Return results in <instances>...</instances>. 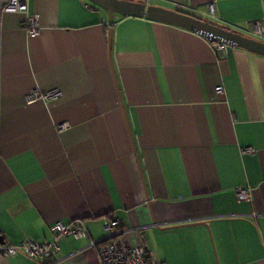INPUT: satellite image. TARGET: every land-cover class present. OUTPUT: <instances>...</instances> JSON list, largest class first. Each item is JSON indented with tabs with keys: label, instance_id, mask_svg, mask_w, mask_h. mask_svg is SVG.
I'll return each instance as SVG.
<instances>
[{
	"label": "crops",
	"instance_id": "0c3cea01",
	"mask_svg": "<svg viewBox=\"0 0 264 264\" xmlns=\"http://www.w3.org/2000/svg\"><path fill=\"white\" fill-rule=\"evenodd\" d=\"M169 6L264 42V0ZM28 10L37 36L23 13L0 21V240H56L53 264H100L91 244L115 236L165 264H264V57L218 56L204 36L143 16L109 22L88 0ZM105 218L119 223L111 233ZM75 220L87 238L50 231ZM198 221L209 231L157 228Z\"/></svg>",
	"mask_w": 264,
	"mask_h": 264
},
{
	"label": "built area",
	"instance_id": "2783aa9c",
	"mask_svg": "<svg viewBox=\"0 0 264 264\" xmlns=\"http://www.w3.org/2000/svg\"><path fill=\"white\" fill-rule=\"evenodd\" d=\"M23 13L25 21L23 28L30 36H37L40 32L38 15L29 12L28 0H0V21L3 14ZM208 16L213 15V9L208 6ZM258 33H262V28L257 23L254 25ZM206 38V37H205ZM209 42L211 50L218 56H225L227 54L228 45L216 39L211 40L206 38ZM223 87L217 86L215 92L217 95L223 94ZM59 95L58 90H51L44 94L32 92L29 96L30 101L34 100H50ZM67 127V124L58 126L59 130ZM251 152V150H247ZM236 195L239 200H246L250 198V192L247 189L236 190ZM119 223L113 219L105 218L103 222V230L106 233H111ZM50 231L56 237L81 239L87 238V230L82 221L75 220L71 223L64 224L56 222L50 227ZM93 249L96 250L100 264H165L154 258L152 253L147 252L144 247L128 245L121 237L115 236L113 239L103 240L101 244L96 246L91 244ZM59 250L57 241L54 240L50 243H38L32 240H23L16 244H6L0 240V256L9 258L19 253L45 264H53L54 258Z\"/></svg>",
	"mask_w": 264,
	"mask_h": 264
},
{
	"label": "water",
	"instance_id": "95a60500",
	"mask_svg": "<svg viewBox=\"0 0 264 264\" xmlns=\"http://www.w3.org/2000/svg\"><path fill=\"white\" fill-rule=\"evenodd\" d=\"M88 1L106 10L109 22H112L115 16H133V17L143 16L148 20L177 26L187 31L200 34L211 40L216 39L218 41L226 43L228 46L243 48L264 57V42H261L254 38L247 37L238 32L232 31L224 26L217 25L212 21L203 20L201 18H197L193 15L184 13L176 9L150 5L148 4L149 0H141V1L88 0ZM181 1L184 0H164V2L169 4L171 3L173 4V2H181ZM111 43H112V31L109 30L108 32L109 50L111 49ZM135 157L139 168L138 158L136 155ZM195 226H204L209 231L208 224L204 221L187 222L184 224L165 226L164 228L157 226V228L176 229V228H186V227H195Z\"/></svg>",
	"mask_w": 264,
	"mask_h": 264
},
{
	"label": "rangeland",
	"instance_id": "374dc122",
	"mask_svg": "<svg viewBox=\"0 0 264 264\" xmlns=\"http://www.w3.org/2000/svg\"><path fill=\"white\" fill-rule=\"evenodd\" d=\"M149 3L150 4H156V5H163V6H167V7H170L171 9H177V8H175L174 6L172 7V6H169V3H162V2H160L159 0H149Z\"/></svg>",
	"mask_w": 264,
	"mask_h": 264
},
{
	"label": "flooded vegetation",
	"instance_id": "af4514ba",
	"mask_svg": "<svg viewBox=\"0 0 264 264\" xmlns=\"http://www.w3.org/2000/svg\"><path fill=\"white\" fill-rule=\"evenodd\" d=\"M133 1H141V0H133Z\"/></svg>",
	"mask_w": 264,
	"mask_h": 264
}]
</instances>
